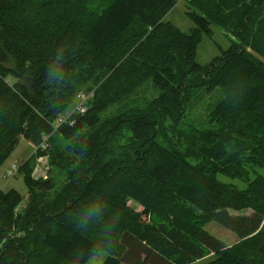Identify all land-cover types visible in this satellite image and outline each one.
<instances>
[{
    "label": "trees",
    "instance_id": "16d2710c",
    "mask_svg": "<svg viewBox=\"0 0 264 264\" xmlns=\"http://www.w3.org/2000/svg\"><path fill=\"white\" fill-rule=\"evenodd\" d=\"M175 4L0 0V166L47 136L16 165L24 207L0 188V264H264V0H188L189 32ZM213 25L232 39L201 65ZM79 91L85 111L55 127Z\"/></svg>",
    "mask_w": 264,
    "mask_h": 264
},
{
    "label": "rangeland",
    "instance_id": "374dc122",
    "mask_svg": "<svg viewBox=\"0 0 264 264\" xmlns=\"http://www.w3.org/2000/svg\"><path fill=\"white\" fill-rule=\"evenodd\" d=\"M187 1L188 0H176V4L165 15V19L171 21L179 29L189 32V29L192 27V23L187 17H185L184 14L187 7ZM212 30L213 35L211 37L204 36L196 48L194 59L201 65L208 63L213 57L219 54L218 46H220L221 48H226L232 39L231 34L220 27L213 25ZM217 97L218 95H213L209 100H216ZM75 104L76 99L74 100L73 104L59 116H63L64 119H68L73 116V114H75ZM195 110L197 117L199 119H202L204 114L206 113V110L204 108H197ZM40 143H38L37 145H33L31 142L21 139L19 144L11 152L8 159L0 166V188H2L3 190L14 188L23 196V200L15 208L16 211H18L19 209L21 210L27 201V188L23 183L21 175L18 174L17 171L15 173L8 174L10 165L14 164L19 166L20 163L25 158H27L32 151L35 153ZM43 165H49L48 157H46V163H43V160L40 159V156L36 155L31 166L30 174H32V172H34L35 174L42 173ZM259 171L261 172V170ZM46 176H49V172H47ZM221 179L226 180L225 178ZM128 204L138 211L141 210V206L133 200H128ZM204 228L206 231L210 232L212 235L223 241L226 245H230L237 240V235L227 227H225L223 224H221L220 221L218 222L215 220H211L205 224ZM105 256V251L100 250L96 255L89 258L84 264H100ZM209 256L207 255L206 257L208 258H204L195 264L208 260L210 258Z\"/></svg>",
    "mask_w": 264,
    "mask_h": 264
},
{
    "label": "built area",
    "instance_id": "2783aa9c",
    "mask_svg": "<svg viewBox=\"0 0 264 264\" xmlns=\"http://www.w3.org/2000/svg\"><path fill=\"white\" fill-rule=\"evenodd\" d=\"M92 94H93L92 91H90V92L79 91L76 94V96H75L76 97L75 113H77V112H84L85 111V109H86V102H87L88 99L91 98ZM65 121H67V119H64L63 117L62 118L61 117L60 118H57L55 120L54 126L57 127L60 123L65 122ZM46 140H47V136H43L42 137V141L39 144L41 150L45 149V147H46L45 141ZM39 156H40V159L43 160V163H46V157H47V155L45 154V155H39ZM42 169H43V172L42 173L35 174L34 172H32L31 176L33 178H35V179H38V178H46L47 177L46 174L49 171V165H43ZM15 172H16V165H14V164L10 165L8 174L15 173Z\"/></svg>",
    "mask_w": 264,
    "mask_h": 264
},
{
    "label": "water",
    "instance_id": "95a60500",
    "mask_svg": "<svg viewBox=\"0 0 264 264\" xmlns=\"http://www.w3.org/2000/svg\"><path fill=\"white\" fill-rule=\"evenodd\" d=\"M7 55L5 53V51L3 50V48L0 45V61H4L6 59Z\"/></svg>",
    "mask_w": 264,
    "mask_h": 264
}]
</instances>
